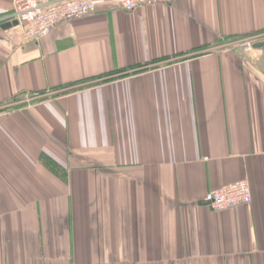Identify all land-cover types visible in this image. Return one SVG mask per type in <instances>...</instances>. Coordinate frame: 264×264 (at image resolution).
<instances>
[{"label":"crops","instance_id":"crops-1","mask_svg":"<svg viewBox=\"0 0 264 264\" xmlns=\"http://www.w3.org/2000/svg\"><path fill=\"white\" fill-rule=\"evenodd\" d=\"M94 1L38 43L0 24V264H264V0Z\"/></svg>","mask_w":264,"mask_h":264},{"label":"built area","instance_id":"built-area-1","mask_svg":"<svg viewBox=\"0 0 264 264\" xmlns=\"http://www.w3.org/2000/svg\"><path fill=\"white\" fill-rule=\"evenodd\" d=\"M172 0H111L124 11H133L140 7L166 4ZM95 12L94 0H15L13 11L1 23H17L23 42L38 43L49 35L59 24L82 18ZM263 44L264 34L254 35L239 41L238 45L245 52H251L254 45ZM264 49V47H263ZM264 51V50H263ZM251 191L246 181H238L205 195V202L213 211H222L239 205L250 204Z\"/></svg>","mask_w":264,"mask_h":264},{"label":"rangeland","instance_id":"rangeland-1","mask_svg":"<svg viewBox=\"0 0 264 264\" xmlns=\"http://www.w3.org/2000/svg\"><path fill=\"white\" fill-rule=\"evenodd\" d=\"M32 96L30 95H20L18 97H16V99L9 101L7 104L8 107L10 108H19L20 106L24 107L27 106L29 104V102H31Z\"/></svg>","mask_w":264,"mask_h":264},{"label":"water","instance_id":"water-1","mask_svg":"<svg viewBox=\"0 0 264 264\" xmlns=\"http://www.w3.org/2000/svg\"><path fill=\"white\" fill-rule=\"evenodd\" d=\"M17 25V23L16 22H13V23H5V24H3L2 26H1V28L2 29H8V28H10L11 26H16ZM254 48H256V49H260V48H263V44H261V43H259V44H256V45H254ZM205 204L206 205H209V203H207V202H205Z\"/></svg>","mask_w":264,"mask_h":264},{"label":"trees","instance_id":"trees-1","mask_svg":"<svg viewBox=\"0 0 264 264\" xmlns=\"http://www.w3.org/2000/svg\"><path fill=\"white\" fill-rule=\"evenodd\" d=\"M84 87H86V86H84Z\"/></svg>","mask_w":264,"mask_h":264}]
</instances>
